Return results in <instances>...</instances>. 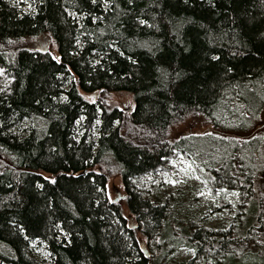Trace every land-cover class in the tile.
Instances as JSON below:
<instances>
[{"label":"trees","instance_id":"16d2710c","mask_svg":"<svg viewBox=\"0 0 264 264\" xmlns=\"http://www.w3.org/2000/svg\"><path fill=\"white\" fill-rule=\"evenodd\" d=\"M25 3L0 0V264H264V135H249L263 122L264 0ZM114 91L133 108L106 105ZM190 116L209 128L172 136ZM178 154L212 192H237L220 202L227 226L179 219L171 196L137 185ZM114 174L122 201L105 192ZM181 247L192 256L174 260Z\"/></svg>","mask_w":264,"mask_h":264},{"label":"rangeland","instance_id":"374dc122","mask_svg":"<svg viewBox=\"0 0 264 264\" xmlns=\"http://www.w3.org/2000/svg\"><path fill=\"white\" fill-rule=\"evenodd\" d=\"M24 11L30 10L31 6L25 0H12ZM8 84V79L0 70V90ZM90 101L95 100V93H83ZM104 103L108 106L121 109L133 108L134 101L130 93L126 91H114L104 94ZM262 123L258 125L249 135H264V110L261 113ZM207 124L197 121L195 117H188L185 121L176 124L171 128L172 136L177 137L183 133L193 131L202 132L208 129ZM48 177L47 174H44ZM137 185L143 188L150 200H163L171 196L174 205V215L179 219H196L199 226L205 225L211 228L227 226L232 215L226 211V207L220 206L224 201L234 204L237 200V192H225L217 190L212 192L206 185L200 174V168L191 155L178 154L170 159L164 169L154 173H148L137 180ZM106 195L110 200H123L125 190L119 174L112 175L105 188ZM124 204V203H123ZM220 207V208H219ZM123 214L132 222V216L123 205ZM34 257L48 263L50 255L45 245L38 240L31 242ZM192 256V251L186 247L176 250L172 258L177 261L186 260Z\"/></svg>","mask_w":264,"mask_h":264},{"label":"snow or ice","instance_id":"6c2138e0","mask_svg":"<svg viewBox=\"0 0 264 264\" xmlns=\"http://www.w3.org/2000/svg\"><path fill=\"white\" fill-rule=\"evenodd\" d=\"M92 2H93V3H95V2H96V0H92ZM130 2H131V0H130ZM140 23H142V24H143V23H145V22H144V21H140ZM212 59H213V60H215V59H218V58H217V57H212ZM98 123H99V122H98Z\"/></svg>","mask_w":264,"mask_h":264},{"label":"water","instance_id":"95a60500","mask_svg":"<svg viewBox=\"0 0 264 264\" xmlns=\"http://www.w3.org/2000/svg\"><path fill=\"white\" fill-rule=\"evenodd\" d=\"M145 255H148L147 251L145 250Z\"/></svg>","mask_w":264,"mask_h":264}]
</instances>
